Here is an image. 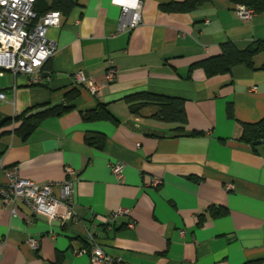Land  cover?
<instances>
[{
    "label": "crops",
    "instance_id": "crops-1",
    "mask_svg": "<svg viewBox=\"0 0 264 264\" xmlns=\"http://www.w3.org/2000/svg\"><path fill=\"white\" fill-rule=\"evenodd\" d=\"M72 1L70 14L46 32L56 53L42 70L0 77V121L12 119L0 127V183L12 166L37 184L59 183L72 168L77 220L34 217L22 203L11 217L0 199V264H90L87 234L123 264H264V138L255 148L241 140L242 124L264 120V48L251 66L225 74L207 77L193 67L226 43L243 50L264 42V13L242 21L230 0L185 13L161 9L185 0H141L142 23L122 32L111 0ZM109 64L113 82L104 77ZM78 72L98 95L74 89ZM140 93L183 100L185 131L131 115L125 99ZM99 104L118 122L86 121ZM58 105L71 109L43 119L25 139L15 132V117ZM99 136L100 147L88 143ZM115 163L124 166L120 179L110 172ZM118 209L128 214L109 230L106 218Z\"/></svg>",
    "mask_w": 264,
    "mask_h": 264
},
{
    "label": "built area",
    "instance_id": "built-area-1",
    "mask_svg": "<svg viewBox=\"0 0 264 264\" xmlns=\"http://www.w3.org/2000/svg\"><path fill=\"white\" fill-rule=\"evenodd\" d=\"M38 0H0V77L10 72L15 78L18 75L32 77L38 74L44 65L56 53V45L46 37L49 28L60 25V14L49 12L38 17L34 12V4ZM111 3L121 9L119 30L130 32L142 23L141 0H111ZM235 13L242 21H248L255 12L242 5L235 6ZM116 69L109 64L105 71L106 81L113 82L116 78ZM73 83L78 87H86L96 96L99 88L82 72L73 74ZM42 78L31 80L38 83ZM255 90V89H254ZM0 100L6 96L0 92ZM123 165L119 163L110 166V172L117 179L122 178ZM75 171L65 168L66 179L59 183L37 184L21 175L18 166L4 169L5 183H0V199L4 208L8 209L11 217L18 215V203H22L34 217H44L48 221H56L61 225L75 223L77 216L73 207V177ZM155 181L153 185H156ZM128 211L118 209L106 218V227L110 230L117 217L127 215ZM134 227V222L128 224ZM90 247L88 249L90 264H123L120 258L106 254L96 238L87 234ZM28 243L33 250L38 248V241L29 239ZM77 254L85 253L77 249Z\"/></svg>",
    "mask_w": 264,
    "mask_h": 264
},
{
    "label": "trees",
    "instance_id": "trees-1",
    "mask_svg": "<svg viewBox=\"0 0 264 264\" xmlns=\"http://www.w3.org/2000/svg\"><path fill=\"white\" fill-rule=\"evenodd\" d=\"M208 0H185L181 3H170L162 6L161 9L167 13H185L192 11L202 3ZM235 5H242L247 9L253 10L256 14L264 13V0H230ZM74 7L72 0H38L34 4V12L38 17L49 12H58L60 16H67ZM264 48V42H256L246 49L240 50L232 43H226L221 48V53L218 56L210 57L199 62H196L193 67H198L204 71L207 77H212L219 74H225L230 69L239 64L251 66L253 56ZM75 90L79 87L75 86ZM77 92L72 91L71 95H66L67 99H74ZM128 110L135 117H145L159 123L175 124V132L181 134L185 131L187 124V116L185 112L184 101L177 98L166 96L140 93L129 96L125 99ZM155 109L146 113L149 108ZM71 108L63 105H58L53 108H47L33 112V109L25 111L20 116L15 117L14 122L18 123L15 132L22 138H27L34 129L39 125L40 121L47 117L61 116L68 112ZM146 113V114H145ZM226 113L228 117H232V106L228 105ZM86 121L103 120L117 123L118 121L110 114L107 107L99 104L95 110L87 111L83 114ZM12 119H3L0 121V127L9 124ZM264 138V120L254 124H242L241 140L244 143L250 144L255 148L262 142ZM103 137L88 138L90 144L100 147Z\"/></svg>",
    "mask_w": 264,
    "mask_h": 264
}]
</instances>
